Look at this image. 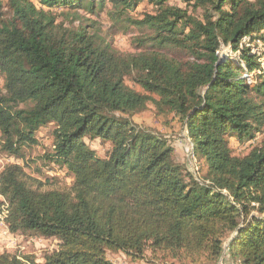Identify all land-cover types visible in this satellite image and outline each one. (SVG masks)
Here are the masks:
<instances>
[{
    "label": "trees",
    "instance_id": "obj_1",
    "mask_svg": "<svg viewBox=\"0 0 264 264\" xmlns=\"http://www.w3.org/2000/svg\"><path fill=\"white\" fill-rule=\"evenodd\" d=\"M107 1L117 24L142 31L137 50L121 52L96 21L70 26L54 9L95 13ZM140 1L0 0V147L20 154L53 124L50 159L73 175L56 187L17 163L0 171L10 232L59 240L43 262L4 252L0 264H116L108 250L264 264V72L256 85L247 81L260 65L243 44L264 33V2L184 0L201 9L195 15L171 0H147L155 10L139 18L130 9ZM222 44L238 59H222ZM148 104L181 119L201 177L166 138L133 121ZM86 137L107 144L106 155ZM233 139L248 152L235 154Z\"/></svg>",
    "mask_w": 264,
    "mask_h": 264
},
{
    "label": "rangeland",
    "instance_id": "obj_2",
    "mask_svg": "<svg viewBox=\"0 0 264 264\" xmlns=\"http://www.w3.org/2000/svg\"><path fill=\"white\" fill-rule=\"evenodd\" d=\"M39 4L38 0H34ZM253 2H264V0H252ZM171 3L177 4L183 8H188L190 13L198 15L201 9L195 10L193 6L187 4L184 0H171ZM110 2H106L105 7L96 5L95 13H90L86 9H68V7H56V11L62 15L60 20H64L70 26L81 24V18H91L96 21L95 26L99 29L100 35L112 42L113 45L121 52H133L136 48V38L142 34V31L136 27L125 29L124 26L117 24L108 14ZM230 9V8H229ZM137 17L142 18L146 13H153L155 8L147 0L140 1L135 7L130 9ZM258 32H264V26L257 28ZM244 37V46L251 48L252 54L256 55V61L259 62L260 68L248 69L244 75L247 81L253 85L257 84L258 75L264 72V33L257 40ZM219 55L222 59L235 57L238 59L240 52H236L233 45L222 44ZM247 69V68H246ZM128 85L135 89L139 86L131 78H127ZM4 77L0 74V97L4 92ZM133 121L141 127L155 131L166 138L170 144L175 147L177 160L183 163L194 176L201 177L202 170L200 164L194 155L193 142L187 134V128L179 117L174 114H162L157 111L153 104H148L144 111L132 116ZM54 125L47 124L41 126L36 132L37 143L25 145L20 154H9L0 147V171L10 163H17L24 167L25 171L41 180H53L56 187L69 185L73 181V175L65 165H61L50 159V153L54 148V139L52 130ZM259 139H264V132L259 134ZM86 142L97 151V154L104 157L107 153L108 146L103 144L98 138H85ZM231 146L235 154L247 153L250 147L248 144H238L232 140ZM0 199L4 200L0 195ZM6 204L0 212V254L10 252L18 256H33L37 262H43L48 253L56 250L59 240L55 237L46 238L39 235H24L10 232L6 223ZM227 251V250H226ZM107 257L116 264H184L174 258H164L162 254H152L147 251L141 258H134L123 251L108 250ZM217 264H234L232 258L228 255L220 260ZM238 264H241L238 261Z\"/></svg>",
    "mask_w": 264,
    "mask_h": 264
},
{
    "label": "built area",
    "instance_id": "obj_3",
    "mask_svg": "<svg viewBox=\"0 0 264 264\" xmlns=\"http://www.w3.org/2000/svg\"><path fill=\"white\" fill-rule=\"evenodd\" d=\"M6 215H7V212H6ZM222 260V259H221Z\"/></svg>",
    "mask_w": 264,
    "mask_h": 264
}]
</instances>
